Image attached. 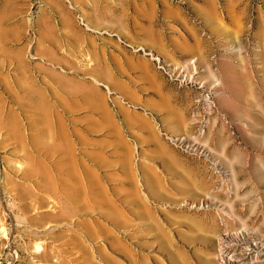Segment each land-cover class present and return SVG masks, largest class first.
Segmentation results:
<instances>
[{
    "label": "rangeland",
    "instance_id": "374dc122",
    "mask_svg": "<svg viewBox=\"0 0 264 264\" xmlns=\"http://www.w3.org/2000/svg\"><path fill=\"white\" fill-rule=\"evenodd\" d=\"M223 239L264 264V0H0V264Z\"/></svg>",
    "mask_w": 264,
    "mask_h": 264
},
{
    "label": "bare ground",
    "instance_id": "6f19581e",
    "mask_svg": "<svg viewBox=\"0 0 264 264\" xmlns=\"http://www.w3.org/2000/svg\"><path fill=\"white\" fill-rule=\"evenodd\" d=\"M226 238V237H225ZM224 238V239H225ZM221 240V243H220V252H221V263L223 264L224 262H226L225 260H227L226 259V257H229L228 255H229V250H230V248H229V244H227L226 242H225V240ZM231 251V250H230Z\"/></svg>",
    "mask_w": 264,
    "mask_h": 264
}]
</instances>
